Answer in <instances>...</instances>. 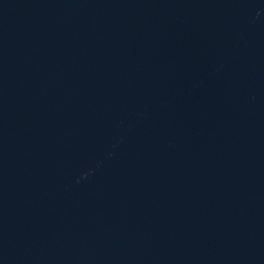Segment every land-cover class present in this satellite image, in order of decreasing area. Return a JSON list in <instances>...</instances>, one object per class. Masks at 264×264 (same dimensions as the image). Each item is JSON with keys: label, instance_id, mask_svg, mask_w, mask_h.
I'll return each instance as SVG.
<instances>
[{"label": "water", "instance_id": "water-1", "mask_svg": "<svg viewBox=\"0 0 264 264\" xmlns=\"http://www.w3.org/2000/svg\"><path fill=\"white\" fill-rule=\"evenodd\" d=\"M0 264H264V0H0Z\"/></svg>", "mask_w": 264, "mask_h": 264}]
</instances>
